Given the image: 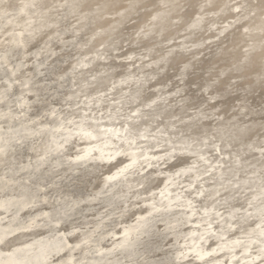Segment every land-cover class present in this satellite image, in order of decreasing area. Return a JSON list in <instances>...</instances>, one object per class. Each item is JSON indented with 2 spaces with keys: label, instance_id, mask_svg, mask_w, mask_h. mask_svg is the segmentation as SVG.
Here are the masks:
<instances>
[{
  "label": "bare ground",
  "instance_id": "1",
  "mask_svg": "<svg viewBox=\"0 0 264 264\" xmlns=\"http://www.w3.org/2000/svg\"><path fill=\"white\" fill-rule=\"evenodd\" d=\"M81 1L49 0L41 4L39 0H0V29L4 21L6 23L10 22L12 16L16 14L19 17V21H13V28L9 27L10 29L2 30L3 35L12 30L14 32L11 39L7 38L8 41H1L0 39V47L5 48L2 49L6 51L10 47H17L19 49L21 44L25 46L29 41L33 40L37 29L40 30L41 27L60 22V20L56 21L46 18V22L32 23L33 26L28 27L26 21L30 20L31 13L36 12L38 14L37 18L44 17V13L52 16L56 12L55 9L59 6L62 7L63 12L66 10L64 14L59 15L65 18L69 14L76 12ZM136 1H132L125 10L129 7L131 8L132 4ZM162 1L165 3L174 2V0ZM212 1L207 0L206 2L208 3L202 4L200 10ZM223 1L218 11L224 10L225 7L222 8V6L226 3V0ZM259 3H255V0H239L233 4V7L241 10L239 12L241 19L257 10ZM261 5L264 7V0ZM174 6L176 5L173 4ZM172 9L169 11L167 9L155 10L152 16L158 17L160 15L161 20L167 17L170 19L169 16H171ZM200 10L195 13L196 15L192 16L186 29L203 26L206 13L205 11L202 13ZM77 12V15L74 17H76L75 21L78 22L75 31L78 32L90 23V15L88 14L95 12V9L94 7H89ZM262 15V18L256 24L244 25L247 31L243 33V36L239 40L243 48L257 46L258 43L255 42L257 40L256 36L264 30V11ZM81 20L85 21L80 24L79 21ZM153 23L154 20L151 21V25ZM110 25H96V29L94 28L92 31L86 33V36L89 35L88 38L84 42L82 41L81 47L75 51L74 56L78 55V51L82 50L81 48L88 43V40H91V37L100 30L110 27ZM228 25L230 26V23ZM228 25H222L220 32L226 30ZM17 26L19 28H16ZM66 29L70 28L66 26L64 30L59 32L56 27L50 30L45 38H50L54 34H58L56 37L65 34ZM77 34L74 32L69 38L77 40L79 36ZM1 38L4 37L2 36ZM65 39H62L63 42H66ZM108 40L109 38L103 39L99 45L103 46ZM49 41L52 43V39ZM183 42L185 41H181V43ZM251 43L255 44L252 45ZM13 44L15 45L13 46ZM67 44L71 46L75 42L69 41ZM175 44L178 45L177 43ZM145 47V49L149 50L152 46L147 45ZM96 48L84 51L79 58L75 59L65 68L62 75L66 76L72 70L69 74L74 75L71 78L73 80L75 75L83 73L86 70V76L88 77L82 80L85 83L86 80L96 77L101 72L121 68V72H115L114 75L110 76L106 87L90 91L86 94H79L80 88L76 91L71 90L66 95L69 98L62 102V104L49 101V107L42 106L39 112L33 111L36 105L31 104V101H27L26 97H24L26 100L24 105L26 107L20 111L12 110L11 108L0 110V120L7 119L11 121V124L6 126L0 123V132L7 135L3 139L4 142L7 140H10V142L16 140L18 142L30 138L31 144L32 142H36V139H34L36 136L42 135L41 154L57 153L56 155L39 159L38 163L32 161V165H36V168L43 174L47 173L51 175L50 179L52 180L42 184L44 186L50 184L51 187L49 188V192L30 195V198L25 200L27 204L34 203V205L40 201H49L51 202L50 206H38L34 210H28L22 215L14 216L6 223L0 222V244L2 250L6 249L9 245L13 246L16 244L14 242L17 241V237L7 239L15 231L36 230L41 231L42 236H35L30 241L16 244L15 247L22 246L25 249H21L20 253L15 257L0 260V264H43L45 262H50L48 264L54 262H58L57 264H249L250 262L264 264V225H262L264 223V200L259 206H254L247 210L241 207L240 204L232 205L230 203L229 210L216 218L220 219L224 216L223 224L210 228L205 226L199 228L196 224L206 221L212 212H216V215L219 214V208L214 205L216 201L223 199L225 196L228 198L234 195L226 193L214 198L210 203L195 206V197H201L205 194L206 189L214 185L218 187L219 184L220 186V183L206 184L205 181L216 180V177L222 180L225 178V169H221V165H226L228 162L224 158L220 159V155H224L226 158L232 157L231 159H233L234 164L241 163V156L246 153H250L246 158L247 160L255 157L256 160L253 163L259 160V158L264 157V134L257 139L256 133H254L251 138L242 140L235 145L236 148L240 149H224L233 146L231 141L225 139L227 135H231V132L236 133V131H239V133L245 134L248 130L257 126V124L259 125L260 121L262 127L258 130L264 128V116L260 115L258 116L259 118L254 119L249 118L251 115L264 113V93L256 100L251 101L247 99L242 103H240V98H236L238 100L237 103L240 104H234L229 108H236L235 112L221 124H209L206 126L205 134L202 135L196 132V135L200 137H191V134L183 133L185 127L189 129L192 123L197 121L196 118L200 114L199 111H194L174 121L158 123L148 129L151 123L155 121L154 118L159 116L163 112L162 110L171 104L172 101L170 103L167 101L169 98L167 94H172L177 89L163 92V94L152 93L141 102L133 105H129V103L138 98V96L135 97V92L140 90L141 87L145 88L146 85L143 83L147 80L145 74L149 72L150 75H155L157 72L154 68L152 70H143L144 65L153 66L155 64L158 66L159 61L164 60L172 50L168 49L165 53L152 57L146 52L138 60H134L135 57L133 55L139 53V51H136V48H131L122 54L109 52L107 47L102 50ZM116 49H119V47H115ZM31 51L33 52L30 49L27 54ZM245 53L247 52L235 51L232 55H237L236 57L241 61L246 56ZM89 55L91 57L87 58ZM61 57L58 59L60 63L64 58L66 60L69 56L62 55ZM122 58L126 61H120ZM143 58L149 59L136 65ZM95 59H98L96 66L94 65L95 67H92L90 70L87 69ZM99 59H102V61ZM44 64V62H41L38 66L35 65L34 67L36 68L37 66L38 68ZM189 64H183V70L175 74L180 77V80H183V76L187 74ZM9 65L13 66L12 62ZM34 67H30V77L28 80L44 70L41 69L35 73ZM131 67H134V69L130 70L129 68ZM16 71L18 69H15L13 72L16 73ZM136 72H138V75L140 74L145 77L138 79ZM263 74L264 63L255 72L256 76ZM43 80L44 78L41 77L38 82ZM204 80L206 82L197 89L198 91L202 90V88L205 91L209 90V87L212 86V81H214L212 77L205 78ZM68 82L66 84H59L58 88L60 86L68 87L70 80ZM43 85L41 88H35L31 85L30 89L27 90L30 93H37L42 92V90L55 89V87L54 89L49 87V84H46V82ZM135 86L136 88H134ZM152 86L157 87V85ZM219 92L221 91L218 90L216 95H219ZM209 97L213 98L214 95L210 94ZM157 100H163L161 104H164V106L157 107L156 111L146 109V107L153 106L152 104ZM175 100L179 101L178 103H182L184 99L180 100L177 97ZM191 107L194 108L193 105ZM191 107L188 108L190 109ZM214 107V109H217L216 106ZM148 115L150 119L151 116L153 118L149 121H143L137 129H133L130 126L129 120L136 121L141 116ZM174 115L177 116L178 112H174L171 116ZM208 115L205 114V116ZM211 115L221 117V114H217L216 110L212 111ZM14 118L15 121H12ZM188 118H192V120L186 123V125L183 124L182 121ZM178 123L182 124L178 125ZM171 128H173L172 131H170ZM235 133L233 134L237 135ZM164 135H167L168 138ZM139 138H143V140H139ZM73 139L75 146H72L70 149H76L77 151L71 154L57 152L59 149L66 148V145L71 143ZM79 141L82 142L79 143ZM195 141L197 142L195 143ZM191 145L194 146L191 147ZM204 146L212 147V149L205 151L198 150L199 148L203 149ZM214 151H220L221 154H214ZM185 152L196 153L197 155L190 157L193 159L192 161H185L177 166L167 167V160L172 159L175 153ZM118 155H125V158L110 170L98 172L97 180H100V184L98 188L94 187L92 189L93 193H90V189L87 187H81L80 183H82L83 177L87 175L85 170L90 163L97 164L99 161L101 163L109 162ZM198 157L202 158V160ZM212 158L213 161L211 162ZM202 161L210 164L208 166L201 164L200 167H204L201 170L198 164ZM101 163L96 165L95 170L100 169V167L103 169L104 165ZM64 164L67 166L63 167ZM151 166L155 168L149 170L148 168ZM261 166L264 167V161L256 168L246 172L247 175H253L257 179L250 187L260 186V190L256 189L245 199L246 201L251 200V204L257 196H264V185H259L258 182L264 175V170H260ZM211 170L215 171L211 175L200 179L202 175L211 172ZM239 170V168L232 170L233 176H236ZM186 172L190 174L189 179L182 178ZM136 175L138 176L135 178ZM156 175L162 176L159 182L149 186L147 190L138 189L145 181H156ZM247 175L241 177L240 180H235L233 184H239V188L243 187L240 185L248 181ZM230 179L232 178L225 179V181H229ZM197 183L199 185H196ZM246 189L248 188L246 187ZM219 192L220 189H214L209 192L205 199L213 198ZM121 197L124 198L122 200L124 203L119 206ZM132 199L134 201H131ZM198 207L201 210H198ZM134 209L136 211L132 213ZM239 210L243 211L242 220L250 218L252 215L255 216V214L259 218L252 225H248L243 231H238L233 236L232 234L230 235V232L234 231L240 224V221L235 220L236 216H239ZM251 211L255 212V214L248 215ZM203 213L207 217L200 218L198 216L195 218L196 214L202 215ZM80 218L87 220L84 222L85 228H81V225L75 224ZM185 218L187 221H185ZM68 222L74 223V225L69 228H63L62 225ZM213 222L214 220L210 219L206 224L212 225ZM94 223H96L94 227L90 228V224ZM190 223L192 224L191 226L187 228L183 227ZM160 226L162 229H160ZM74 231H80V234L75 239H70L68 234ZM212 232H216L218 242L207 247L210 239L206 235ZM239 233L245 234V242L241 243V239L237 238ZM171 235L174 241H170L171 247L165 249V245L162 246V242ZM222 237L226 238L221 240ZM57 238H59L58 241ZM37 239L40 240V244H38L40 246H30L31 242H36ZM44 243L46 246L43 245ZM253 245H255L253 249L256 250L249 253ZM240 246H243L242 250L235 251ZM156 249H161V253L151 255V252ZM54 251L56 253H64L54 259ZM211 253L221 254L210 256ZM242 253L243 256L240 259L234 260V258ZM191 256H193L192 259L185 261ZM226 258H228L227 261H225ZM195 261L197 262L194 263Z\"/></svg>",
  "mask_w": 264,
  "mask_h": 264
},
{
  "label": "water",
  "instance_id": "2",
  "mask_svg": "<svg viewBox=\"0 0 264 264\" xmlns=\"http://www.w3.org/2000/svg\"><path fill=\"white\" fill-rule=\"evenodd\" d=\"M8 1V0H7ZM49 0H39V3L44 4L48 2ZM136 0H82L81 4L77 8V11H81L84 8H89V7H94L95 12H92L90 15V23L86 25L85 28L81 31H75L78 22L75 21L74 16L77 15L76 12H73L69 14L67 17L62 18L59 16L60 14H64L66 10H62V7L56 8V12L52 16H48V13H44V17L42 18H37V13L33 12L31 13V18L29 21H26L28 24V27H32V23H38V22H46V18L53 19V20H60L58 23H52L51 25H46V27H41L40 30L37 29L36 32L34 33V38L28 44L24 46V44L20 45V48L17 49V47H10L9 49L3 50L5 48L0 47V65H2V68H0V110L2 109H7L11 108L12 110H17L20 111L21 109L25 108L26 106L24 105L25 101H31V104H35L36 107L33 111L39 112L42 108V106H46L47 108L49 107L48 102L49 101H54L57 103H61L66 101L69 97L66 96L69 91L73 90L76 91L78 88H80L79 94H86L89 93L90 91L101 89L103 87H106L109 83L108 79L110 78L111 75H114L115 72H121V68H115L111 69L109 71L101 72L100 74H97L96 77L90 78L86 80L84 83L82 80L87 78L86 76V70L83 71V73L75 75V78L72 80L71 78L74 76L73 74H69L66 76L62 75V72L67 68L75 59L79 58L81 54L86 52L87 50H92L96 46V49L102 50L107 47L109 49V52L117 53V54H122L126 52L127 50L131 48H136V51H139L138 54H134L133 56L135 57L134 60H138L142 55L146 52H148L149 56H158L162 53H165L166 50H172L170 54L164 59L159 61L158 66L153 64V66H148V64L144 65L143 70H157L155 75H150V73H146L147 80L146 82H143L145 88L141 87L140 90L134 93L135 97L138 96V98L135 101H132V103H129V105L136 104L138 102L143 101L145 98H148L150 94L152 93H158V94H163V92L170 91L172 89H177L176 92L172 94H167L168 102L171 104L164 108L159 116L154 118V122L151 123V125L148 127L150 129L152 126L157 125L158 123L162 122H167V121H174L179 118H182L183 116H187L190 113L194 111H199L200 114L197 116L196 120L192 123L189 129L186 127L184 128L183 133L184 134H191V137H200L199 135H196V132H199L200 134H205L206 126L209 124H221L225 121L227 117L233 114L235 112L236 108L234 109H229L232 105L234 104H240L247 99L249 100H256L261 96V94L264 93V74L260 76H256L255 72L258 71V69L263 65L264 60L260 61L257 69L253 74L250 76V80L248 83L244 84L241 82V79H237L235 81V85H239V87L235 90H232V81H227L228 79L231 78L233 74H242L245 72V69L248 67L252 66L254 58L260 53H264V39H262V34L264 33V30L259 33L257 37V40H255L257 46L246 48L242 47V43L238 41V49H231L229 50V47H226L224 45V42H227L228 45H231L229 42H231V26L228 24V28L224 30L223 32H218L217 37L214 38L210 41H208V38H211L212 36H209L208 38L205 37L203 38L204 41L200 38L194 39L193 44L187 45L188 42L193 40L194 35H205L207 31H212L214 29L213 23H215L213 20H218L219 18H222L226 15L227 9H229L228 6L225 4L222 6L225 7L224 10L218 11L215 10L214 8H217L218 6L216 5L220 1L224 2L223 0H213L211 3L207 4L204 6L203 9L200 10V5L195 6L193 4L194 0H174L173 3H165L162 0H137L132 4V7L128 8L125 10V8L132 2ZM207 0H204L203 5L208 3L206 2ZM239 0H236V2ZM20 2V1H17ZM16 2V3H17ZM226 2V1H225ZM259 3V8L255 10V13L261 12V10H264V7H262L263 0H255V3ZM7 3V2H5ZM15 3V4H16ZM173 4L176 6L173 7ZM182 5V6H181ZM171 16L170 19L165 18L161 20V16L159 15L158 17L152 16L155 10L159 9H167L169 11L171 8ZM262 7V8H261ZM219 8V7H218ZM212 9V10H210ZM200 10L202 13L205 11V19L203 22V26L200 28H193V29H186L187 24L192 18V16L196 15L195 13ZM215 11V13L211 16H207V11ZM236 16V22L238 23H243L246 22V20L250 19L255 13H251V17H243L240 19V9H236L233 7L231 10ZM62 12V13H61ZM76 13V14H75ZM47 15V16H45ZM263 16V15H262ZM36 17V18H34ZM262 18V17H261ZM260 18V19H261ZM14 19V20H13ZM118 19V20H117ZM117 20V21H116ZM154 20L153 25H151V21ZM208 20H212V23L208 29H205L207 26ZM19 21V17H17V14L15 16H12V20L8 23L4 21L3 26L0 29V39L1 41H8L7 38H12L13 32L9 31L5 35L2 34V30L4 29H10L9 27H14V22ZM85 20L79 21L81 24ZM185 22V26L181 31H177L176 33H173L168 38H164V35L168 30L172 29L175 27V25H178L181 22ZM119 22V23H118ZM31 23V24H30ZM107 24H111L110 27L105 28L103 30H100L97 32L93 37H91V40H88V43L81 48L82 50L78 51V55L74 56L75 51L79 49L88 38L89 35L86 36V33L92 31V29L95 28L96 25H102L105 26ZM245 24L248 23H243L240 24L241 29L239 30L240 38L243 36V33L247 31L244 27ZM239 25V24H238ZM250 25V24H249ZM69 27L70 29H66L65 34H61L58 37L54 34V36H51L49 38L52 39L51 41L46 39V34L50 31L53 30L57 27V31L61 32V30H64L65 28ZM12 27V28H13ZM16 28H19L17 26ZM96 29V28H95ZM205 29V30H204ZM186 31V32H185ZM79 35L77 40L69 38L73 33ZM180 32L182 34H180ZM188 33V35H186ZM210 33V32H209ZM18 34V33H16ZM81 35V36H80ZM185 35V36H183ZM208 35V34H207ZM4 38H1V37ZM183 36V37H182ZM56 37V38H55ZM261 37V38H260ZM63 38H66L65 41L63 42ZM106 38H109L104 45H99L102 40H106ZM181 39L180 41H175V39ZM157 41L155 44L151 45L152 47L147 50L145 49L148 45V43L151 40ZM260 39V42L258 41ZM48 40V41H47ZM5 41V43H6ZM69 41L75 42L74 45L69 46L67 43ZM81 41V43H80ZM83 41V42H82ZM175 41V42H174ZM181 41H185L181 43ZM263 41V42H262ZM13 42V41H12ZM167 42V43H166ZM177 43L178 45H176ZM210 44L214 48L210 51V53L204 54V49L203 46ZM237 44V43H236ZM254 45L255 43H251ZM15 44H13L14 46ZM68 45V46H66ZM165 45H167L168 49H165ZM129 46L127 50L122 51L121 49L123 47ZM143 46V48H141ZM150 46V45H149ZM220 46V47H218ZM115 47H119V49L115 50ZM243 49H239V48ZM3 48V49H2ZM74 48V49H72ZM32 49L33 52L31 51L30 53L27 54V52ZM36 49V50H35ZM165 49V50H163ZM247 50V51H246ZM4 51V52H3ZM106 51V50H103ZM191 51V52H190ZM235 51H242V53L245 51V57L239 61V59L236 57L237 55H232L233 52ZM186 52H190L189 55L193 54V56H189V58L185 59L182 64L178 65L177 68L172 72L170 76H168L171 72V67L172 65L179 59L181 56H185ZM37 53V54H36ZM101 53V52H99ZM39 54V55H38ZM37 55V56H35ZM62 55L69 56L66 60H64L60 63L58 59ZM73 55V56H72ZM199 55V56H198ZM47 56V59H46ZM49 56V57H48ZM91 57L89 55L87 58ZM194 57V58H193ZM183 58V57H182ZM193 58V59H192ZM31 59V61H30ZM45 59V60H44ZM61 59H63L61 57ZM149 58H143L140 62L136 63V65L141 64L143 61H147ZM230 59L231 62H233L230 65V68L228 66H224L221 69L217 71V74L215 77H213L211 74L216 68L213 65L215 63H219L221 61H226ZM9 60V61H8ZM37 60V61H36ZM39 60V61H38ZM54 60V63H53ZM102 61V59H99ZM120 61L125 62L126 60L122 58ZM12 62L13 66H10L9 63ZM41 62H44V65H41L37 68L38 64ZM98 62V59H95L94 62L87 68V69H92L96 66ZM190 63L187 67V74L184 77L183 80H180V77L175 75L177 72H181L183 70V64ZM19 64V65H18ZM198 64V65H197ZM35 65L36 68L34 67ZM95 65V66H94ZM19 66V67H17ZM232 66V67H231ZM30 67L35 68V73L36 71H40L41 69H44L43 72L37 73V75L32 76L30 80L28 78L30 77ZM15 69H18V71L13 72ZM46 69V70H45ZM130 70H133L134 67L129 68ZM200 69V70H199ZM223 70V71H221ZM139 72V71H138ZM138 72H136V75H138ZM195 73L196 78H199L198 81L195 80V78H192V74ZM218 76V78H216ZM44 78L43 81L38 82L39 78ZM145 76L143 75H138L137 78L141 79L144 78ZM212 77L214 81H212V86L209 87V90L205 91V89L202 88V90L198 91L197 89L202 86L206 81L204 80L205 78ZM216 78V79H215ZM70 80V84L68 87L60 86L58 88L59 84H66ZM144 81V80H142ZM148 81V82H147ZM38 82V83H35ZM46 82V84H49V87H52L54 90H42V92H33L30 93L27 89H30V86L33 85L35 88H41L43 83ZM69 83V82H68ZM75 84V85H74ZM160 84V85H159ZM152 85H157V87H153ZM184 85V86H183ZM150 86V88H148ZM180 87V89H179ZM136 88V86L134 87ZM143 88V90H142ZM58 90V91H57ZM220 90L219 95L217 94V91ZM212 94L214 95L213 98H210L209 95ZM36 95V96H35ZM26 97V100L25 98ZM66 97V98H65ZM177 97L181 99H184L182 103H178L179 101L175 100ZM175 98V99H174ZM236 98H240V103H237L238 100ZM171 99V100H170ZM174 99V100H172ZM163 100H157L155 101L150 107H146L148 110L156 111L157 107L164 106ZM232 103V104H231ZM161 104V105H159ZM231 104V105H230ZM194 106L192 108L191 106ZM216 106L217 109H214ZM229 106L227 109L226 107ZM66 107V106H65ZM188 107H191L190 109ZM61 109H63L61 107ZM156 109V110H155ZM216 110V113H220L221 117H218L216 115H211V112ZM161 110V108H160ZM174 112H178L177 116H171ZM205 114H209L208 116H205ZM150 115V114H149ZM148 116H141L136 121H130V126L133 129H137L138 126H141L143 121H149L153 117ZM264 116L263 114H254L251 115L249 118L254 119V118H259L258 116ZM201 118L200 120H198ZM192 118L184 119L182 121L183 124L186 125ZM258 120V119H256ZM15 121V118L12 120ZM261 122V121H260ZM259 122V125L254 126L250 130H248L245 134L239 133V131L231 132V135H227L225 139L231 141V144L233 146L231 147H226L224 149H230L236 148V144L240 143L242 140H247L252 137L254 133H256V138H260L262 134H264V128L261 130H258L262 127L261 123ZM0 123H3L5 126L8 124H11V121L7 119L0 120ZM94 123V122H93ZM91 123V124H93ZM182 123H178L182 124ZM95 125V124H93ZM212 126V125H211ZM173 128H171L170 131H172ZM179 131V130H178ZM195 134H193V133ZM215 132V130H214ZM233 133L237 134L234 135ZM6 134H3L0 132V222H8L10 221L11 218L17 215H22L24 212L28 210H34L38 206L44 207V206H50L49 201H40L37 202V204H27L25 202L26 199L30 198V195H37L45 192H49V188L51 187L50 184H47V186H44L42 184L47 183L48 181H51L50 179V174H43L40 170L36 168V165H32V163H38L39 159L45 158L46 156H51V155H56L57 153H46V155L41 154L42 152V147L41 144L43 143L41 140L42 135L36 136V142H32L30 144V138H26L24 140L18 141H11L7 140L6 142L3 141V139L6 137ZM166 138H168L167 135H164ZM175 139L174 137H172ZM143 140V138H141ZM139 138V140H141ZM82 141H79V143ZM197 141H195L196 143ZM74 144V139L72 140L71 143L66 145V148L59 149L57 151L58 153H63L67 152L66 154H71L77 151L76 149L72 150L70 149L72 146H75ZM167 144V143H166ZM223 144V143H222ZM194 145H191V147ZM163 149V148H160ZM212 149L209 148L208 146H204L203 149H198V150H209ZM222 148V150H224ZM240 149V148H236ZM214 154L220 155V151H214ZM196 153H190V152H185V153H175L173 155L172 159L167 160V167H174L177 166L185 161H192L191 156H196ZM233 155V154H232ZM250 155V153H246L242 158V162L234 164L233 159L226 158L224 155H220V159L224 158L228 163L226 165H221V169H225V174L222 180L221 178L216 177V180H210V181H205L206 184L208 183H220V186L218 184V187L215 185L212 186L209 189H206L205 194H203L201 197H195L196 198V203L195 206H199V204H205V203H210L214 198L219 197L220 195L223 194H230L234 195L232 197L226 198V196L223 199H219L214 203L215 207L219 208L220 212L219 214H215L216 212H212L211 216L207 218L206 221L201 222V224H196L199 228L201 226H205L207 228L210 227H217L220 224H223V218L216 219L219 217V215H222L224 212L228 211L230 206L229 204L231 203L232 205L234 204H240L241 207H244L247 209H251L254 206H259L263 200L264 196L260 195L257 196V198H254L251 204L250 201H246L245 199L248 198L251 192L256 191V189L260 190V186L253 187L251 188L250 186L257 180L255 176L253 175H247V171L252 170L253 168H256L258 165L262 164L264 161V157L259 158L255 163H253L256 159L255 157L250 158L247 160L246 158ZM210 156V155H208ZM125 158V155H118L115 159H112L109 162H102L99 161L97 164H92L86 168L85 172L87 175L83 177V180L81 181V187H87L90 189V193H93L94 191L92 190L94 187L98 188L100 184V180H97V174L98 172H103L110 170L113 166H115L117 163L121 162ZM199 158V157H198ZM215 158V157H213ZM213 158L211 162L213 161ZM65 159V156H64ZM202 160V158H199ZM246 159V160H245ZM33 161V162H32ZM104 165L103 169L100 167V169L95 170L96 165L98 164ZM209 165L210 163L206 162H201L199 165ZM195 165V166H198ZM67 165L64 164L63 167H66ZM91 166H94L91 168ZM236 166V167H235ZM262 167V166H261ZM151 168H155L154 166H151L148 168L149 170ZM239 168L240 170L238 171L236 176H233L232 170H235ZM147 169V171H149ZM200 169H204V167H200ZM261 171L264 170V167L260 169ZM259 170V171H260ZM146 171V172H147ZM215 170H211V172H208L207 174H204L200 177V179L207 177L211 175ZM230 173V174H229ZM260 173V172H259ZM248 176L247 180L245 183L241 184L240 186H243L239 188V184H233L235 180H240L241 177L243 176ZM258 175V174H257ZM138 175L135 176V178ZM161 175H156V181H145L142 186L138 189L142 190H147L149 186L155 185L157 182H159ZM232 178L229 181H225V179ZM182 178H190L189 172H186ZM255 178V180H253ZM259 185L263 184L264 185V175L261 180H258ZM196 185H199L198 183ZM246 187L248 189H246ZM214 189H220V192L217 193L213 198H206V196L209 194V192L213 191ZM136 190V189H135ZM245 190V191H244ZM89 191V190H88ZM50 194V193H49ZM124 198L121 197V201L119 203V206L122 205L124 202L122 201ZM131 201H134L132 199ZM130 201V203H131ZM245 201V202H244ZM198 210H201L200 207H198ZM136 209L132 211L135 212ZM239 216H236L235 220L240 221L239 225L235 228L234 231L230 232V235L234 234L238 231H243L244 228H246L248 225H252L254 222L258 220V216L255 214V212L251 211L248 213V215H252L253 213L255 214L252 215L250 218H245L244 220L242 217V212L241 210L238 211ZM88 214V213H87ZM200 216V218L207 217L206 214L202 215H195V218ZM92 218V217H90ZM210 219L214 220L212 225L206 224L207 222L210 221ZM216 219V220H215ZM87 220L80 218L78 221L75 222L77 225H81V228H85L84 222ZM185 221L187 219L185 218ZM94 224H90V228H93ZM161 224V223H159ZM74 225V223H67L62 225L64 228H69L70 226ZM192 224H187L184 225L183 227L187 228L191 226ZM264 225V223L262 224ZM161 227V226H160ZM162 229V227L160 228ZM220 230V229H219ZM32 232V233H30ZM41 231H36V230H19L15 231L12 234L9 235L7 239H11L14 237H17V241L14 242V244H22L23 241H30L35 236L41 237L42 234ZM21 234H24L21 236ZM80 234V231L77 232H71L68 234V237L70 239H75L78 237ZM75 236V237H74ZM207 237L209 236V242L207 243V247L212 246L213 244L217 243V235L216 232H212L206 235ZM173 236L167 237L166 240L162 242V246L165 245V249H168L171 247V244L169 243L172 240ZM189 237V236H188ZM187 237V238H188ZM226 237H222L221 240H224ZM237 238L241 239V243L245 242V234L244 233H239L237 235ZM59 238H57L58 241ZM34 242V243H33ZM31 242L30 246H37L39 247L40 245V240H36ZM15 244V245H16ZM19 244V245H20ZM15 245H9L6 247V249L2 250L1 244H0V260H7L9 257H15L20 253L22 246H16ZM46 246V244H43ZM258 245V244H255ZM255 245L252 246L251 251L249 253H252L255 248ZM25 246V245H23ZM5 248V247H3ZM243 246L238 247L235 251H241ZM163 249V248H162ZM77 251V250H76ZM54 255V259L57 258L59 255L63 254L64 252L56 253ZM161 253V249H156L151 252V255L154 254H159ZM220 255L221 253H211L210 256L212 255ZM243 256V253L238 255L234 260L240 259V257ZM193 256L187 258L185 261H188L192 259ZM228 258L225 259L227 261ZM183 261V262H185ZM4 262V261H3ZM195 261L194 263H196ZM50 263V262H48ZM47 262L43 264H48ZM58 262H54L51 264H57ZM193 264V263H192ZM249 264H254V262H250Z\"/></svg>",
  "mask_w": 264,
  "mask_h": 264
},
{
  "label": "rangeland",
  "instance_id": "3",
  "mask_svg": "<svg viewBox=\"0 0 264 264\" xmlns=\"http://www.w3.org/2000/svg\"><path fill=\"white\" fill-rule=\"evenodd\" d=\"M203 2H204V0H194V2H193V4H195V6L197 7V5H200L201 3L203 4ZM236 2V0H226V6H228L229 7V9H227V12H226V15L224 16V17H222V18H219L218 20H213L214 22H215V25H214V29H212V31H207L206 32V34L205 35H194L193 36V40L192 41H190V42H188L187 43V45H190V44H193V42H194V39H197V38H200V39H202L203 41H204V39L203 38H205V37H209V36H211L212 35V37L211 38H208L209 40L208 41H210V40H212L213 39V37L214 38H216L217 37V34H218V32H220V27L222 26V25H226V24H228V23H230V26H231V31H230V34H231V42H229L231 45H228V43L227 42H224V45L226 46V47H229L228 49L229 50H231V49H235V47H236V49H238V46H239V44H238V41H239V36H240V33H239V30L241 29V26H240V24H243V23H248V24H250V25H254V24H256L259 20H260V18L262 17V12L264 11V10H261V12H256L255 13V11H253L252 13H255V15H249L248 17L250 18L251 16V18L248 20H246V22H243V23H238V22H236L235 20H236V16H234L233 17V15L232 14H234L231 10L233 9V4ZM223 2L222 1H220L219 3H217L216 5L218 6V7H220V5L222 4ZM218 7L215 9V10H217L218 9ZM207 16H211V15H213L214 13H215V11L213 10V11H207ZM224 20H226L225 22H224ZM211 23H212V20H208V22L206 23L207 24V26H206V28L205 29H208L209 27H210V25H211ZM239 24V25H238ZM186 24H185V22H181V23H179L178 25H175V27H173L172 29H170V30H168V32H166L165 33V35H164V38H168V37H170L171 35H173V33H176L177 31H181L182 29H183V27L185 26ZM204 29V30H205ZM186 32V31H185ZM210 32V33H209ZM180 34H182L181 32H180ZM208 34V35H207ZM262 39H264V33L262 34ZM180 41L181 39H179V38H177V39H175V41ZM174 41V42H175ZM258 41H260L259 39H258ZM157 41H155L154 39L153 40H151L149 43H148V45H153V44H155ZM167 43V42H166ZM237 43V44H236ZM97 47V46H96ZM129 46H126V47H123L121 50L122 51H125V50H127V49H129L128 48ZM165 47V49H168V47H167V45H165L164 46ZM141 48H143V46L141 47ZM214 47L213 46H211L210 44H207V45H205V46H203V48L202 49H204V54H206V53H210V51L213 49ZM165 49H163V50H165ZM239 49H243V48H239ZM191 52V51H190ZM190 52H186V55L185 56H181V58H179L173 65H172V67H171V73L168 75V76H170L171 74H172V72L175 70V68H177L178 67V65H180V64H182V62L185 60V59H187V58H189V56H193V54H191V55H189L190 54ZM199 56V55H198ZM183 57V58H182ZM194 58V57H193ZM192 58V59H193ZM262 60H264V53L263 52H260L255 58H254V60H253V63H252V66H250V67H248L247 69H245V72H244V74L242 73V74H233L232 76H231V78L230 79H228L227 81H232V83H233V85H232V90H235V89H237L238 87H239V85H235V81L237 80V79H241V82L242 83H244V84H246V83H248L249 82V80H250V76L253 74V72L257 69V67H258V65H259V63H260V61H262ZM181 61V62H180ZM178 63V64H177ZM233 62H231L230 61V59H228V60H226V61H221V62H219L218 64L217 63H215L213 66L215 67L216 66V68H214V70H213V72H212V76L213 77H215V75L217 74V71L219 70V69H221L222 67H224V66H228L229 68H230V65L232 64ZM198 65V64H197ZM232 67V66H231ZM172 69H174L173 71H172ZM200 70V69H199ZM196 76L197 75H195V73H193L192 74V78H195V80L196 81H198L199 80V78H197L196 79ZM237 87V88H236ZM232 104V103H231ZM230 104V105H231ZM229 106H227L226 107V109L228 108Z\"/></svg>",
  "mask_w": 264,
  "mask_h": 264
},
{
  "label": "snow or ice",
  "instance_id": "4",
  "mask_svg": "<svg viewBox=\"0 0 264 264\" xmlns=\"http://www.w3.org/2000/svg\"><path fill=\"white\" fill-rule=\"evenodd\" d=\"M0 68H2V65H0Z\"/></svg>",
  "mask_w": 264,
  "mask_h": 264
}]
</instances>
